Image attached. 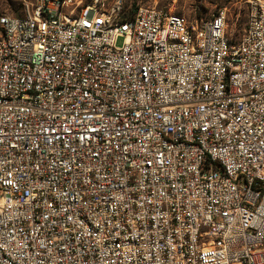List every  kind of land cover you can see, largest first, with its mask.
<instances>
[{
    "label": "built area",
    "instance_id": "built-area-1",
    "mask_svg": "<svg viewBox=\"0 0 264 264\" xmlns=\"http://www.w3.org/2000/svg\"><path fill=\"white\" fill-rule=\"evenodd\" d=\"M225 13L0 15V264H264V0Z\"/></svg>",
    "mask_w": 264,
    "mask_h": 264
},
{
    "label": "rangeland",
    "instance_id": "rangeland-1",
    "mask_svg": "<svg viewBox=\"0 0 264 264\" xmlns=\"http://www.w3.org/2000/svg\"><path fill=\"white\" fill-rule=\"evenodd\" d=\"M23 0H0V15H18ZM86 4L90 0H78ZM113 0H105L108 5ZM125 11H130L135 5L153 6L164 12L180 15L185 21L199 22L219 7H224L226 29L234 22L232 39L238 37L245 19L246 0H119ZM121 37L115 39L119 45Z\"/></svg>",
    "mask_w": 264,
    "mask_h": 264
},
{
    "label": "trees",
    "instance_id": "trees-1",
    "mask_svg": "<svg viewBox=\"0 0 264 264\" xmlns=\"http://www.w3.org/2000/svg\"><path fill=\"white\" fill-rule=\"evenodd\" d=\"M135 6H136V5H135ZM135 6H134L130 11H125L126 14H130V13L133 11V9L135 8Z\"/></svg>",
    "mask_w": 264,
    "mask_h": 264
}]
</instances>
